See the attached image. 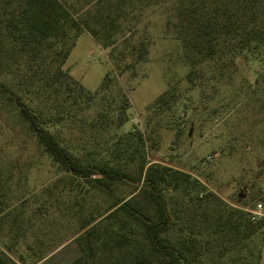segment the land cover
I'll list each match as a JSON object with an SVG mask.
<instances>
[{
    "label": "trees",
    "instance_id": "1",
    "mask_svg": "<svg viewBox=\"0 0 264 264\" xmlns=\"http://www.w3.org/2000/svg\"><path fill=\"white\" fill-rule=\"evenodd\" d=\"M83 1L0 0V115L13 138L23 135L22 148L36 146L57 175L29 212L27 195L8 196L13 169H0V264H35L69 238L37 229L49 221L46 200L75 223L70 237L81 254L67 264H262L264 215L252 218L253 208L229 203L200 177L151 159L155 142L143 130H119L129 104L116 78L106 75L93 93L65 67L82 32L115 50L132 9L162 0ZM172 1L167 25L189 67L186 81L201 100L211 88L215 113H234L239 132L229 153H264V0ZM147 51L140 45L137 59ZM239 58L257 63L254 80L239 74ZM178 82L147 108V123L177 110ZM77 126L86 132L82 145L63 132ZM258 165L263 174L264 154ZM262 191L250 201H264Z\"/></svg>",
    "mask_w": 264,
    "mask_h": 264
},
{
    "label": "rangeland",
    "instance_id": "2",
    "mask_svg": "<svg viewBox=\"0 0 264 264\" xmlns=\"http://www.w3.org/2000/svg\"><path fill=\"white\" fill-rule=\"evenodd\" d=\"M71 1L77 7L84 3L83 0ZM173 6L174 1L162 0L156 5L139 4L132 9L128 26L119 36L115 50L102 47L90 33L82 32L65 67L93 93L101 90L106 75L116 78L126 91L129 104V119L119 130L128 131L133 126L143 130L148 144L155 142V147L150 151L151 159L168 163L200 177L209 189L231 204L255 208L261 203L264 212V201L261 197L250 201L253 193L264 191V173L260 174L258 170V163L264 153H257V156L248 155L238 144L236 145L239 148L229 153V147L234 143L231 139L235 132H239V129L233 128L234 113L224 108H219L215 113L212 107L217 104L214 99L209 100L212 96L211 88H207L201 100L200 92L194 90V85L190 86L186 81L185 75L189 67L180 58L181 50L173 28L167 25V21H172L174 17ZM143 44L148 47V51L143 58L137 59V49ZM131 49L135 52L131 53ZM122 51L125 54L120 57L119 53ZM133 61L134 65L120 72L118 64L123 66ZM238 65L240 75L244 74L250 80L255 79L257 63H249L239 58ZM177 82L183 91L177 110L147 123V108L171 84ZM195 105L199 107L196 112ZM0 125L4 126H0V169H13L11 182L6 184L8 196L20 199L23 194L27 195V210L31 212L41 201L43 188L56 179V170L47 158L41 160L40 151L36 146L27 147L25 150L22 148L23 135L13 138L17 135H14L12 129H7L6 121L1 115ZM75 130L72 132L67 127L63 128L68 139L82 145L86 132L78 126ZM8 141L13 143L8 145ZM18 156H22V160L16 163L14 161ZM24 159H30L31 162L26 163ZM241 192L248 193V196L240 197ZM46 201L47 204L49 202L46 208L49 221L41 220L37 229L49 231L53 237L68 235L71 238L75 227L74 220L68 214L61 217L62 212L50 204L53 201ZM49 237L50 234L47 236V242H50ZM31 240L30 238L29 241ZM18 247L19 251H24L23 243ZM13 256L18 259L16 254Z\"/></svg>",
    "mask_w": 264,
    "mask_h": 264
},
{
    "label": "crops",
    "instance_id": "3",
    "mask_svg": "<svg viewBox=\"0 0 264 264\" xmlns=\"http://www.w3.org/2000/svg\"><path fill=\"white\" fill-rule=\"evenodd\" d=\"M81 254V248L74 237L68 238L42 260L35 264H67Z\"/></svg>",
    "mask_w": 264,
    "mask_h": 264
},
{
    "label": "built area",
    "instance_id": "4",
    "mask_svg": "<svg viewBox=\"0 0 264 264\" xmlns=\"http://www.w3.org/2000/svg\"><path fill=\"white\" fill-rule=\"evenodd\" d=\"M250 211L252 213V218H257L264 215L263 205L261 203H258L257 206Z\"/></svg>",
    "mask_w": 264,
    "mask_h": 264
}]
</instances>
